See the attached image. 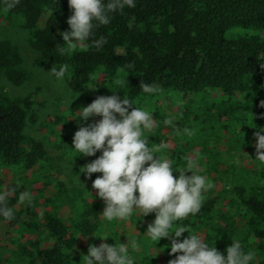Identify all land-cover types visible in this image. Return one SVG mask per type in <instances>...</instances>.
Wrapping results in <instances>:
<instances>
[{
	"label": "trees",
	"instance_id": "1",
	"mask_svg": "<svg viewBox=\"0 0 264 264\" xmlns=\"http://www.w3.org/2000/svg\"><path fill=\"white\" fill-rule=\"evenodd\" d=\"M71 15L69 0H20L13 8L0 0V24L17 21L27 30L32 48L39 53L38 62L54 63L57 68L68 65L70 89L74 95L85 96L88 105L97 96L117 92L131 100L133 107H139L144 105L140 101L144 95L155 98L161 94L142 92L141 81L155 83L165 94L203 96L219 91L224 95L220 101L209 100V105L204 104L206 117L196 114L195 132L199 136H206L207 131L199 127L206 126L211 115L216 118L212 120L215 126L210 127L211 131L218 127L227 130L233 123L236 127L232 131L236 134V128L241 127L239 132H245L246 138L241 146L250 147L254 132L264 130V67L261 66L264 63V0H137L135 8H126L109 25L95 29L94 39L103 36L107 40L102 48L80 45L61 56L58 49L65 45H61L64 41L60 33L69 30L67 20ZM45 16L48 18L42 25ZM130 63L135 65L133 70L127 67ZM4 77L15 86L30 79L20 49L10 40H0V162L19 166L25 173L34 175L37 166L44 170L49 161L44 144L36 140L29 144L26 134L30 116L35 120V100L32 95L10 96L1 87ZM166 117L153 115L157 119L156 127L144 133L148 146L160 149L158 155L169 150L160 148L167 142L161 132ZM195 145L200 146L199 156L205 157V160L199 159L200 165L204 164L201 174L208 177L215 173L216 179H225L220 147L210 146L205 139L195 140ZM229 151H233L231 147ZM100 154L93 157L98 158ZM188 156L185 150L181 154L172 153L170 160L183 166ZM101 175L94 173L92 177ZM41 178L47 176L44 174ZM60 185L62 190L64 183ZM60 195L63 196V191ZM47 201L54 202L52 198ZM71 202L74 215L70 219L61 216L58 208L45 213L41 220L54 242L46 248H38L37 244L25 247L28 264L81 263L84 236L87 239L97 236L101 227V202H80L73 198ZM19 203L17 197H9V206L15 208V219L9 221L11 225H16L24 213L40 216L32 210V203L25 206ZM148 217L153 221L155 215L143 218ZM236 218L241 226L236 225ZM0 221L6 220L0 217ZM180 226L188 227L192 234H200L205 242L215 245L225 255L232 241L238 240L245 250L255 252L254 264H264V183H243L230 192L210 190L201 211L178 222L173 231ZM29 228L40 230V224L31 222ZM189 235L185 232L179 239ZM162 239L165 241L157 244L163 253L170 252L171 240ZM1 255L0 264H5ZM174 258L175 255H168L167 264Z\"/></svg>",
	"mask_w": 264,
	"mask_h": 264
},
{
	"label": "clouds",
	"instance_id": "2",
	"mask_svg": "<svg viewBox=\"0 0 264 264\" xmlns=\"http://www.w3.org/2000/svg\"><path fill=\"white\" fill-rule=\"evenodd\" d=\"M3 2L8 8H13L20 0ZM136 4L137 0H69L72 15L67 20L69 30L60 33L64 41L61 45H65L59 47L60 55L80 45L90 44L92 48H102L107 40L103 36L94 39L95 29L109 25L117 13L122 14L126 8H135ZM261 66L264 67V63ZM127 67L133 70L135 65L130 63ZM67 70L68 65L64 64L59 68L55 65L48 72L56 80L62 81ZM140 89L148 94L161 91L155 83L144 81L140 82ZM113 93L111 96H97L90 105L82 106L72 116L78 124L94 116L102 117L88 126L81 125L74 134L71 146L79 153L78 156L93 157L101 153L97 159L80 169L88 179L94 173L102 174L92 183V188L98 190V197L105 202L100 215L111 222L129 219L136 213L142 217L155 213V219L144 234L154 242H160L162 238L171 240L168 247L171 249L170 255H175V258L169 264H254L255 252L245 250L238 240L232 241L225 255L215 245L205 242L200 234H192L186 226L176 227L173 231L178 222L201 211L213 184L206 175L201 174L195 156H188L183 166H177L162 154L158 155L159 148H150L144 133L156 127L157 119L153 118V113L143 107H133L131 100L122 98L117 92ZM163 123L169 127L177 126L174 115L166 117ZM183 131L188 135L193 134L190 129ZM262 133L264 130L260 129L254 134V146L255 159L264 163ZM166 147V144L160 146ZM174 172L178 175L174 176ZM13 191L14 188L0 190V217L6 221L15 219V208L8 204ZM18 199L30 204L31 193L22 191ZM185 232L190 235L180 240ZM87 237L84 236L85 239ZM98 238L104 242L99 246L95 243L89 245L88 254L83 256L84 264H135L130 254V248H137L135 240L109 244L107 241L110 236Z\"/></svg>",
	"mask_w": 264,
	"mask_h": 264
},
{
	"label": "rangeland",
	"instance_id": "3",
	"mask_svg": "<svg viewBox=\"0 0 264 264\" xmlns=\"http://www.w3.org/2000/svg\"><path fill=\"white\" fill-rule=\"evenodd\" d=\"M47 18V16L43 18L42 25ZM0 40H10L18 46L24 58V67L30 74V79L21 86L13 85L4 77L1 79V87L12 97L33 96L35 100V120L32 121L30 116L31 120L26 129V134L30 140L29 144L31 140L43 143L49 156V161L45 163L46 169L41 170L37 166L34 175L25 173L19 166H10L0 162V190L14 188L10 196L17 197V199L22 191L31 193L32 210L40 215L37 218L35 215L24 213L22 219L16 225H11L9 221H0V254L6 260L5 264H28L25 260L28 255L23 250L25 247H33L37 244L38 248H46L54 242L44 226V220H41L47 211L58 208L61 216L70 219L71 215H74V208L71 207L72 198L80 202L82 200L99 201L101 202L99 213L102 214L104 211L105 202L98 197V190L92 188L95 179L93 177L88 179L85 173L80 172L82 167L97 158L84 155L78 156L79 153L71 147L74 134L81 125L88 126L102 118L94 116L87 122H81L80 124L72 118L75 115L74 112L79 111L82 106H88L86 97L74 95L69 86V75L67 73L62 81H58L48 72L56 64L38 62L39 53L30 44L29 32L23 29L17 21L11 24H0ZM159 93L161 94L155 98L148 95L141 97L140 101L144 105L139 107H143L153 115L175 116L176 127L161 125V132L167 139L166 144L169 149V152H163L166 159L170 160L172 153L181 154L186 150L189 156H195L198 161L199 159L205 160V157L201 158L198 154L200 146L195 145V140L205 139L210 146L220 147V150H222L221 163L225 165L223 169H226V178L223 180L216 179L217 177L213 176L215 173L209 174L212 177L211 180L208 176L209 182L214 184L212 191L216 193L221 189L223 191L225 189L230 192L234 186L243 183L250 182L251 185L259 181L264 183V163L255 159L256 148L254 145L256 140H252V144H249L250 147L241 146L245 143L246 138L244 137L245 132H239L240 126L236 128V134L232 131L235 126L233 123L229 124L227 130L218 127L216 131H211L210 127L215 126L212 124V120L216 121V118L211 115L210 122L204 127H199L201 130L205 129L207 131L206 136H199L200 134L195 132L196 114L205 118L204 104L209 105V100L210 102L220 101L224 97L222 92H210L203 96L195 93L183 95L170 92L165 94L163 90ZM240 98L242 99V96ZM185 111L188 112L185 113ZM56 118H60L61 121L55 122ZM184 129L193 130V134L188 135L183 131ZM229 147L233 151H229ZM201 162L199 161V165ZM202 165H200L201 172L203 170ZM44 174L47 176L45 179L41 178V175ZM79 176L81 180H79ZM61 182L64 183L62 190H60ZM61 191H63V196L60 195ZM227 196L230 197L231 195ZM50 198L54 202L47 201ZM25 205H28V203H19V206ZM100 219L101 227L97 233L98 235L86 239L82 257L88 254L90 244L95 243L99 246L104 241L98 237L106 235L110 236L107 241L109 244H115V242L121 244L126 240L129 242L135 240L137 248H130V254L135 264L141 263V261L142 264L168 263L167 256L170 255V252L163 253L159 247L160 245L157 244L159 241H155V243L144 234L148 225L153 222L152 217L150 219L148 217L146 220L139 213H136L126 220L109 222L101 215ZM239 221V218H236L237 226H241ZM31 222L39 223L40 230L29 228ZM164 241V239H161L160 243ZM80 264H84V258Z\"/></svg>",
	"mask_w": 264,
	"mask_h": 264
}]
</instances>
